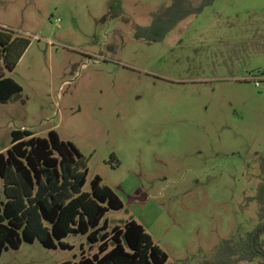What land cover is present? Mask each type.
<instances>
[{"label":"rangeland","instance_id":"374dc122","mask_svg":"<svg viewBox=\"0 0 264 264\" xmlns=\"http://www.w3.org/2000/svg\"><path fill=\"white\" fill-rule=\"evenodd\" d=\"M171 4L0 0V27L18 40L5 77L23 88L0 104V154L16 130L57 131L88 160L84 191L99 176L124 202L109 231L135 220L167 264H207L224 241L246 239L264 208V0H215L163 42L137 40ZM65 242L73 249L24 243L0 264H66L99 250L83 235Z\"/></svg>","mask_w":264,"mask_h":264},{"label":"trees","instance_id":"16d2710c","mask_svg":"<svg viewBox=\"0 0 264 264\" xmlns=\"http://www.w3.org/2000/svg\"><path fill=\"white\" fill-rule=\"evenodd\" d=\"M214 2L203 0L195 7L192 0H172L151 25L137 27L135 38L161 43L180 22L200 15ZM17 41L12 31L0 27V104L23 92L22 86L4 73V66L10 71L16 66L11 53ZM88 176L86 157L57 131H50L47 137L28 130L14 131L11 147L0 154V259L6 251L37 240L49 250H72L65 240L83 235L92 246L99 245L98 252L91 257L83 253L79 262L66 264H167V253L137 221L109 231L108 213L124 209V202L99 176L92 182V191L85 192ZM259 219L246 239L224 241L219 259L207 264L264 262V208Z\"/></svg>","mask_w":264,"mask_h":264},{"label":"flooded vegetation","instance_id":"af4514ba","mask_svg":"<svg viewBox=\"0 0 264 264\" xmlns=\"http://www.w3.org/2000/svg\"><path fill=\"white\" fill-rule=\"evenodd\" d=\"M140 41V40H139ZM142 41V40H141Z\"/></svg>","mask_w":264,"mask_h":264}]
</instances>
